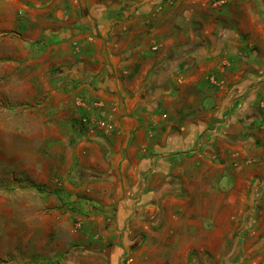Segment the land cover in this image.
<instances>
[{
  "label": "crops",
  "instance_id": "crops-1",
  "mask_svg": "<svg viewBox=\"0 0 264 264\" xmlns=\"http://www.w3.org/2000/svg\"><path fill=\"white\" fill-rule=\"evenodd\" d=\"M16 8L74 139L60 195L82 227L48 263L264 264V0ZM88 111L112 129L83 126Z\"/></svg>",
  "mask_w": 264,
  "mask_h": 264
},
{
  "label": "rangeland",
  "instance_id": "rangeland-1",
  "mask_svg": "<svg viewBox=\"0 0 264 264\" xmlns=\"http://www.w3.org/2000/svg\"><path fill=\"white\" fill-rule=\"evenodd\" d=\"M21 2L0 0V264H49L73 249L82 227L60 195L68 169L62 150L74 139L59 120V96L44 73L30 71L26 46L14 39Z\"/></svg>",
  "mask_w": 264,
  "mask_h": 264
},
{
  "label": "built area",
  "instance_id": "built-area-1",
  "mask_svg": "<svg viewBox=\"0 0 264 264\" xmlns=\"http://www.w3.org/2000/svg\"><path fill=\"white\" fill-rule=\"evenodd\" d=\"M93 106L99 108L101 104L96 101L93 103ZM79 120H80V123L86 127L95 126L101 129H105L107 131L112 129L113 127L112 121L110 120L108 116L102 115L98 118L97 117L95 118L90 111L84 112L83 114H81Z\"/></svg>",
  "mask_w": 264,
  "mask_h": 264
},
{
  "label": "trees",
  "instance_id": "trees-1",
  "mask_svg": "<svg viewBox=\"0 0 264 264\" xmlns=\"http://www.w3.org/2000/svg\"><path fill=\"white\" fill-rule=\"evenodd\" d=\"M84 175V172H82L80 169H72L70 172H69V178L71 179V180H75L74 179V176H76V177H81V176H83ZM68 252H70V251H68ZM67 252V253H68Z\"/></svg>",
  "mask_w": 264,
  "mask_h": 264
}]
</instances>
